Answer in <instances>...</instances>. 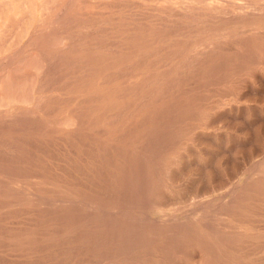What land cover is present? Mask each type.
<instances>
[{"label":"rangeland","instance_id":"374dc122","mask_svg":"<svg viewBox=\"0 0 264 264\" xmlns=\"http://www.w3.org/2000/svg\"><path fill=\"white\" fill-rule=\"evenodd\" d=\"M0 264H264V0H0Z\"/></svg>","mask_w":264,"mask_h":264},{"label":"bare ground","instance_id":"6f19581e","mask_svg":"<svg viewBox=\"0 0 264 264\" xmlns=\"http://www.w3.org/2000/svg\"><path fill=\"white\" fill-rule=\"evenodd\" d=\"M26 9V8H25ZM213 10V9H212ZM215 12V11H214ZM63 26V25H62ZM259 42V41H258ZM111 154V153H110ZM110 156H113V155H110ZM114 161V160H113ZM111 162V161H110ZM133 169V168H132ZM127 171V170H126ZM146 183V182H145ZM138 184V183H137Z\"/></svg>","mask_w":264,"mask_h":264}]
</instances>
